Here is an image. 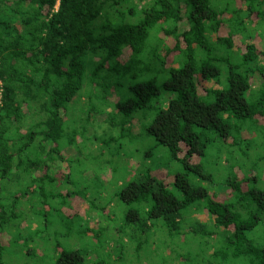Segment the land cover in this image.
<instances>
[{"label": "trees", "instance_id": "16d2710c", "mask_svg": "<svg viewBox=\"0 0 264 264\" xmlns=\"http://www.w3.org/2000/svg\"><path fill=\"white\" fill-rule=\"evenodd\" d=\"M118 78L128 81L126 98ZM211 82L219 88L202 84ZM80 101L103 102L90 111L112 110L106 121L118 116L122 137L135 113L154 110L145 131L183 168L173 179L169 165L128 169L133 180L115 195L129 207L116 237L141 240L160 222L166 239L208 238L197 247L217 248L208 258L217 264H264V155L252 172L219 177L225 196L210 173L234 152L246 157L257 136L264 150V130L252 123L264 126V0H0V264L11 247L34 264H85L83 252L52 242L88 215L74 198L113 220L87 192H73L85 141L110 144L76 127ZM91 169L77 173L91 182L100 172ZM167 243L163 252L174 251Z\"/></svg>", "mask_w": 264, "mask_h": 264}, {"label": "rangeland", "instance_id": "374dc122", "mask_svg": "<svg viewBox=\"0 0 264 264\" xmlns=\"http://www.w3.org/2000/svg\"><path fill=\"white\" fill-rule=\"evenodd\" d=\"M153 41L154 40L151 41V44ZM165 44L169 46L168 43ZM164 51V47L161 46L156 53H158L160 57H163ZM169 59L172 60L171 57H169ZM171 60H168V62H171ZM172 66L175 67L176 64ZM152 69H155V67H152ZM119 83L121 85V87L119 85V90H121L122 97L124 98L125 95H128L125 91L128 81L127 79H119ZM202 84L206 88H219V86L213 82ZM252 86H256L254 81L252 82ZM92 97L95 100V95ZM98 103V107L97 105L94 107L93 102L86 103V106L83 107V103L80 101L79 105H77L74 109V120L75 122H78L76 127L79 128L81 133H85L84 138L90 139L92 142H94V139L96 140L97 138L99 141H110V144L107 146V149L105 147L102 149L101 147L95 145L91 146L90 144H87V141H85V145L83 144L80 149L82 150V153L80 154L81 158H75L72 163V177H75V184L72 183V187L74 189L73 192H78L77 194H80L81 198L82 194L87 192L88 196H91V201L97 207L106 206L105 215L110 216L113 220L105 222L102 217L100 218L95 214L91 215L89 212L90 204L85 202L83 199L78 200L74 198L73 201L75 204L84 208V213L88 215L85 217L82 214L81 217L77 216L72 220V234L70 235L66 236V233L70 231V227H67V229L63 228L64 230L59 229L58 231L60 232L58 235L55 238L52 237L53 244L56 243L61 247V249L72 248V250H80L83 252L85 257V264H94L101 261H103L104 264H140L139 258L141 259V264H180L181 262L177 261V257L180 255L185 257L182 264H203L204 262L207 264L209 262L217 264V260H214L213 258H211L212 260H209L211 256L210 252L217 250V248H213V250L211 249L207 252L205 247H197V243H206L209 241L208 238H203L202 235L197 238L189 237L192 239L187 241L188 243H185L186 240H179L178 236L174 240H169L166 239L164 232H161L163 229H157V225L161 226L160 222H157L152 231L144 234L141 240H139L140 237L135 240H122L120 235L116 237L117 232L122 229L124 217L129 207L123 205L119 200L115 199V195L119 192L120 188L124 187L128 182L133 180V177L128 174V169L139 168L142 165L148 168L169 165L170 170L168 169L167 171L170 172L173 179L174 175L176 173H181L183 168L176 162L170 163L166 157V149L161 146H157L155 140L147 135L145 128H147V126L151 123L155 115L154 110L146 112L138 111L135 113V117L130 119V124L124 128V136L122 137L120 130L114 127L115 123L120 118L115 115H109L111 119L106 121L108 114L112 112V110L107 109L104 113H95V111H90L93 107V110L100 111L101 107H103V102ZM93 114L94 116H92ZM82 119L83 123L79 125V121ZM252 123L260 130H264V126H260L256 119H254ZM261 142V137L257 136L252 142H250L252 144V148H250L248 152H245L246 157L241 158L238 152H234L231 160H229L230 164L226 165V163H223V166L212 167L210 173H212L214 178L216 177V182H218L217 185L220 183V176L237 177L245 172H252L254 168L253 165H255L257 157L264 155V150L261 151ZM242 147L245 148V146ZM102 152H107V154L109 153L106 159L109 167H103L99 170V166L106 163V160H104L105 157H100ZM113 153L116 154L114 156L115 158L110 155ZM214 157H216L215 154L213 158ZM83 165L89 169L92 167L93 172L100 171L93 175L94 180L91 182L90 179L92 176L90 174L87 175L86 179L84 176L81 177L77 173L80 169H86L81 167ZM259 167H264V163ZM112 169H117V175L113 176L112 179H109V182L107 183L108 178L111 176ZM106 176H108V178H105ZM222 177H220L221 180L223 179ZM103 179H107V181L105 182ZM167 179L169 180L170 178L168 177ZM217 185L213 188V190L216 191L217 188L219 194L225 196L228 190L226 186ZM260 187H264V185H260ZM186 214H189V216H191L190 219L192 220H196L201 223L207 222V225L209 224L206 218L207 215H195L190 211ZM25 224L26 223H23V226ZM209 228H212L211 224ZM80 229H89L88 234L90 237L86 235L82 237L78 236L77 232ZM90 230L94 234L91 233ZM125 230L126 228H124V231ZM53 232L54 229L52 228L50 230V234H53ZM44 240H48V238L45 237ZM140 241L143 242V246L137 250L139 246H141L139 245L141 244ZM165 241L168 242L167 244H169V246H175V250L173 251L172 248L171 252L170 249L166 248L163 252L162 246L166 243ZM3 244L6 245L7 240H4ZM114 246L115 248L113 249ZM6 254L11 256L10 259L5 261L6 264H34L33 260L21 255L20 250H15L14 247L8 249ZM166 256H168V258Z\"/></svg>", "mask_w": 264, "mask_h": 264}, {"label": "built area", "instance_id": "2783aa9c", "mask_svg": "<svg viewBox=\"0 0 264 264\" xmlns=\"http://www.w3.org/2000/svg\"><path fill=\"white\" fill-rule=\"evenodd\" d=\"M56 9H57V6H56Z\"/></svg>", "mask_w": 264, "mask_h": 264}]
</instances>
